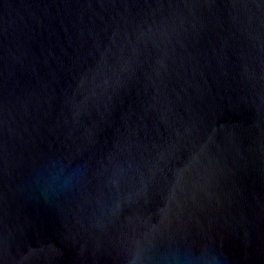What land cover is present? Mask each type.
Segmentation results:
<instances>
[{
  "label": "water",
  "instance_id": "obj_1",
  "mask_svg": "<svg viewBox=\"0 0 264 264\" xmlns=\"http://www.w3.org/2000/svg\"><path fill=\"white\" fill-rule=\"evenodd\" d=\"M264 264V0H0V264Z\"/></svg>",
  "mask_w": 264,
  "mask_h": 264
},
{
  "label": "clouds",
  "instance_id": "obj_2",
  "mask_svg": "<svg viewBox=\"0 0 264 264\" xmlns=\"http://www.w3.org/2000/svg\"><path fill=\"white\" fill-rule=\"evenodd\" d=\"M164 264H220L219 255L201 248L199 251L191 249L170 250L163 256Z\"/></svg>",
  "mask_w": 264,
  "mask_h": 264
}]
</instances>
